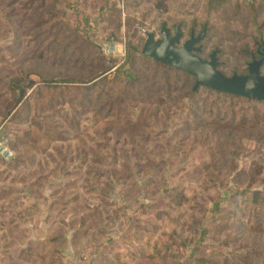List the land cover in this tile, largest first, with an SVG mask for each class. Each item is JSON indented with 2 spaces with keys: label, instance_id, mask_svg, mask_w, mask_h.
Returning a JSON list of instances; mask_svg holds the SVG:
<instances>
[{
  "label": "rangeland",
  "instance_id": "rangeland-1",
  "mask_svg": "<svg viewBox=\"0 0 264 264\" xmlns=\"http://www.w3.org/2000/svg\"><path fill=\"white\" fill-rule=\"evenodd\" d=\"M162 25L245 75L264 0H0V264H264V107L191 105Z\"/></svg>",
  "mask_w": 264,
  "mask_h": 264
},
{
  "label": "water",
  "instance_id": "water-1",
  "mask_svg": "<svg viewBox=\"0 0 264 264\" xmlns=\"http://www.w3.org/2000/svg\"><path fill=\"white\" fill-rule=\"evenodd\" d=\"M180 27L176 26L175 34L164 26L160 29L161 38L156 40L153 33L147 32L141 54L157 62L169 65L186 72L195 78L193 89L199 86L215 90L220 93L239 96L246 99L264 101V52L259 59H254L247 65V74L233 73L226 76L218 70L216 51L208 60L200 58L202 47L199 45L205 32L194 35L181 43Z\"/></svg>",
  "mask_w": 264,
  "mask_h": 264
},
{
  "label": "trees",
  "instance_id": "trees-1",
  "mask_svg": "<svg viewBox=\"0 0 264 264\" xmlns=\"http://www.w3.org/2000/svg\"><path fill=\"white\" fill-rule=\"evenodd\" d=\"M227 1L228 0H208V8L211 9V10L217 9L221 4H224ZM163 26L168 29V27L165 26V25H162L161 28ZM179 27H180L179 31L181 33V38H182L183 33H182V30H181V26H179ZM175 28H176V26L174 27V34H175ZM168 31L170 32V35H173L169 29H168ZM190 35H191V33H190ZM190 35H189V38H190ZM199 45H200V43H199ZM263 46H264V40L263 39H260L259 42L256 43L255 53L252 54L253 55V59L258 58V56L256 54V51H257L258 48H261ZM152 61L155 64H157L158 66H161V67L167 68V69H171L174 72H176L177 74L183 75L184 82L185 83H189L190 81H193V80L195 82V78L192 75H190V74H188L186 72H183L181 70H178L176 68H173V67H171L169 65L163 64L161 62H157V61H155L153 59H152ZM107 72H108V70L105 71V72H103V73H101V75H104ZM140 78H141V76H136L135 75L132 78L130 76L129 79L130 80L132 79V81L130 83L131 84H134L135 81H138ZM95 79H97V78H95ZM95 79H93L91 82H93ZM102 79H104V78H102ZM102 79L100 80V82L103 81ZM67 83H73V82L70 80ZM16 84H21V82H16ZM98 84L99 83L94 82V83H92L89 86L90 88H88V89L91 90L93 87L97 86ZM193 86H194V84H193ZM193 86L190 85V87H187V93H188L187 97H188L189 101L191 102V105H193V103H192L193 98L192 97L194 95H196L199 90H204L207 93H211L213 95H216V96H219V97H224L225 99H227V102L229 103V107L228 108L232 111V112H230L231 114L235 110V106L236 105L241 106V104L243 102L248 103L249 105H252V106L255 105V106H259V107L260 106H263L264 107V101L251 100V99H246V98L239 97V96H234V95H229V94H225V93H220V92H217L215 90H211V89L204 88V87H201V86H199L196 89H193ZM18 90H20V88H18ZM193 106H195V105H193ZM263 115H264V111H263ZM231 117H232V115L230 116V118ZM242 120H243V117H242ZM232 200H233V203L238 202V204H239L241 202L245 207H248L249 206V207L253 208V210L256 211V214H260L261 213V210H264V193L263 192H260V191H253V192L252 191H243V192H237L232 197ZM46 243H48V242L47 241H44V242H42V245H44ZM186 264H211V263H210L209 259L194 258L192 260H189Z\"/></svg>",
  "mask_w": 264,
  "mask_h": 264
},
{
  "label": "flooded vegetation",
  "instance_id": "flooded-vegetation-1",
  "mask_svg": "<svg viewBox=\"0 0 264 264\" xmlns=\"http://www.w3.org/2000/svg\"><path fill=\"white\" fill-rule=\"evenodd\" d=\"M174 35V34H173ZM173 35H170V36H173ZM264 52V46L261 47V48H258L257 51H256V54L258 56V58H255V59H259L261 57V54ZM254 60V59H253Z\"/></svg>",
  "mask_w": 264,
  "mask_h": 264
},
{
  "label": "built area",
  "instance_id": "built-area-1",
  "mask_svg": "<svg viewBox=\"0 0 264 264\" xmlns=\"http://www.w3.org/2000/svg\"><path fill=\"white\" fill-rule=\"evenodd\" d=\"M3 151H4V153H6L7 155H11V154H9L10 152H9L8 150L4 149Z\"/></svg>",
  "mask_w": 264,
  "mask_h": 264
}]
</instances>
